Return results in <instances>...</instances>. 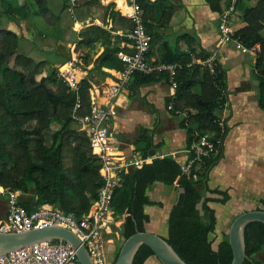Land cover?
<instances>
[{
    "label": "trees",
    "instance_id": "trees-1",
    "mask_svg": "<svg viewBox=\"0 0 264 264\" xmlns=\"http://www.w3.org/2000/svg\"><path fill=\"white\" fill-rule=\"evenodd\" d=\"M31 1L36 15L52 18L48 26L58 22V14L51 13L54 7L46 0ZM74 1L77 4L70 18L76 22H82L88 8L98 3V0ZM203 1L210 11H221V0ZM250 1L254 3L247 5ZM65 4L66 0H60L59 12L65 10ZM136 5L141 12V23L150 35L146 57L159 43L162 51L158 53L157 62L173 66V70L172 74L163 69L149 74L134 73L129 80L136 87L173 83V96L165 98L164 105L170 106V113L175 116L173 111L179 112L178 126L185 133V150L205 134L210 135L214 150L199 160H194L188 151L187 160L192 163L189 172L184 174L171 156L153 157L159 146L151 144L148 130H140L139 157L150 160H145L140 168L120 174L119 187L112 193L111 210L115 218L123 215L119 231L124 240L135 232H143V225L148 222L143 207L155 203L148 201L146 187L154 182L173 185L175 199L167 214L163 240L185 264H229L231 252L227 236L215 250L207 240L215 225L214 211L208 203L223 205L228 200L225 191L210 189L207 185L209 171L221 159L227 132L224 119H220V112L227 105L225 69L216 58L207 66L211 55L200 48L192 34L181 33L172 41H162L161 31L167 28L175 6L165 0H137ZM25 6L22 1L20 7L12 8L0 0V16L14 22L24 17ZM233 8L232 17L236 16L243 23L233 32V38L246 49L258 47L252 68L256 105L264 113V36L261 34L264 0H235ZM102 9V26L110 21V28L90 25L76 29L74 41L76 49L101 43L103 50L93 61L92 68L104 76L101 68L115 72L123 68L116 58L122 38L110 32H116V27L129 30L132 22L113 11L111 2ZM18 42L19 36L2 27L0 18V188L26 196L24 200L19 197V205L26 210L50 205L79 217L88 210L102 184L99 163L90 154L84 132L74 119L89 113V79L76 78V90H71L48 61L35 62L18 53ZM76 102L79 106L74 109ZM220 120L221 125H218ZM261 205L264 210V202ZM243 242L246 258L242 264H261L252 257L264 248V224H247L243 229ZM149 256H152L150 249L141 246L131 264H142Z\"/></svg>",
    "mask_w": 264,
    "mask_h": 264
},
{
    "label": "crops",
    "instance_id": "crops-1",
    "mask_svg": "<svg viewBox=\"0 0 264 264\" xmlns=\"http://www.w3.org/2000/svg\"><path fill=\"white\" fill-rule=\"evenodd\" d=\"M46 1L51 7L56 6L57 0ZM165 1L175 6V9L171 15L167 28L161 31L162 41H172L171 39L177 34L189 33L197 39L201 49L210 53L211 57L209 59L216 58L223 68L224 64L234 66L235 64L238 65V63H242L244 55H249L252 58L250 63L253 66L254 54L258 49L257 46L254 48L255 52L244 53L235 50L232 44L220 43L216 31V24L218 15L221 11H210L203 0ZM108 2L113 4V11L118 13L121 18L128 20L126 14L118 7L117 0H98L97 4L91 5L88 8L86 17L82 22L71 20L70 15L64 10L61 13H66L67 18H62L58 15V22H56L54 26L44 25L39 16L32 10L30 18L28 17V22L31 24L29 29L30 33L25 36L26 38L22 39L19 37L20 42H18V49L21 47L20 54L27 56L33 61H43L45 58V51H47L51 56V60L48 59L51 66L56 68L59 74L71 75L74 79L88 78L90 84L88 95L98 104H106L111 98L110 90L116 84V72L101 68L100 72L106 74L102 76L99 74V71L93 70V61L103 50L101 43L94 42L89 47L82 46L76 49L73 33L76 29L90 25H96L108 30L110 28V21H108L107 25L104 27L101 23L103 17L102 7ZM253 3L254 1H250L247 5H252ZM120 6L129 8L126 4V0H120ZM224 6L225 1L221 0V10ZM25 17L26 15L22 18ZM230 23L234 31L243 26V23H240L238 19H236V16L232 17ZM116 30V32H110V34L122 38L118 44V52L129 53L130 50L126 47L128 42L122 37L128 29H118L116 27ZM261 34L264 36V27L261 30ZM147 59L154 66H166L157 62L159 56L158 53H154V51L147 56ZM234 71H236V69H234ZM235 74L236 84L230 86L228 83V71L225 69L227 105L220 112V118L224 119L227 132L222 142L221 159L209 171L207 185L210 189H213L208 184L209 177L212 176L214 168H216L218 164L220 165L223 163L225 168L222 169V171L224 172L226 170L225 174L231 172L232 176L234 175L238 178V186L237 188L231 189V186L228 185L229 183H226L225 187L214 188L225 191L228 200L235 191H238L241 200H246L249 191L251 193L259 191L263 193L264 196V113L257 108L256 93L254 94L251 92V96L248 95L250 90H252L248 85V79L239 71L237 73L235 72ZM252 74L254 77L253 68ZM171 92L170 86L163 82L136 87L131 79L119 89L116 96V116L112 121L109 143L111 147L110 153L112 154V151H114V156H116L121 163L140 158L139 149L142 147V143L138 141L140 130H148L151 144L153 146H159L153 157L169 155L179 166L186 161L185 133L178 126L181 118L167 111L164 105L165 98L168 96L170 97ZM230 92L235 94L233 95L234 97L230 96ZM232 98L233 100L231 101ZM252 102H255L256 109L253 107ZM250 105L251 109L249 110ZM232 136H236L237 138V152L231 151V156H229L227 154V148H229L228 144ZM233 144L235 145V142H233ZM235 156L238 157L234 158ZM146 159L150 160V158ZM145 195L148 201L155 203V205L143 207V212L147 215L148 222H150V228L146 230L143 226V229L148 233L165 238L167 214L175 199L174 186H167L154 182L146 187ZM0 201L3 202L5 206L2 196H0ZM261 202H264V198L259 200L260 204ZM216 204L217 203H208L209 208L214 211L215 218V225L212 233L217 232L219 236H221L222 234H227V232H225L226 229L222 226V222L218 220L216 207L219 206V204ZM252 210L262 209L253 207ZM3 217L0 218V223ZM160 217L164 220L163 224L161 221L157 222V219ZM220 241L219 239V241L215 243V247H211V249L215 250ZM114 250L115 248L111 240L108 245H105L104 250L106 260L109 264L113 262L115 255ZM142 264L159 263L154 256H149Z\"/></svg>",
    "mask_w": 264,
    "mask_h": 264
},
{
    "label": "built area",
    "instance_id": "built-area-1",
    "mask_svg": "<svg viewBox=\"0 0 264 264\" xmlns=\"http://www.w3.org/2000/svg\"><path fill=\"white\" fill-rule=\"evenodd\" d=\"M136 1L126 0V4L131 9L126 17L132 22V27L122 37L128 42L126 47L130 52H118L116 54V58L122 63L123 68L115 73L116 84L110 90L111 98L106 104H98L89 96V113L82 118H74L79 125V130L84 132L90 154L99 163L98 174L102 184L96 191L95 199L85 213L75 217L50 205H41L32 210H26L19 205V191H8L0 188V196L4 198L5 202V214L0 223L1 231L23 232L40 227L57 226L68 230L77 238L85 248L92 264H109L104 250L105 245L111 242V238H108V236L115 225V216L110 206L113 190L119 187L121 173H126L131 168H140L141 164L147 160L137 158L121 163L116 156L110 153L109 134L112 121L116 116V96L119 89L128 82L130 76L134 73L149 74L154 70L163 69L172 74L173 70V66H154L148 61L146 55L150 35L141 23V12L136 5ZM223 1H225V6L219 13L216 24L220 43L232 44L235 50L244 53L255 52V46L246 49L233 38L234 30L230 22L235 0ZM65 5L66 12L71 15L76 5L75 1L66 0ZM210 61V59L206 61L208 67ZM59 75L71 90H76L73 76L62 73ZM169 86L172 90L170 96H173L174 84L171 83ZM78 106V102H76L74 109ZM166 110L170 112V106H167ZM173 113L179 115L178 111H173ZM221 120L218 125H221ZM213 150L210 135L205 134L199 136L188 151L192 153L194 160H199L201 157L213 152ZM191 163L192 161L186 159L184 163L180 164L182 173L187 174L189 172ZM0 264L78 263L75 253L69 245L58 240H50L8 252L0 257Z\"/></svg>",
    "mask_w": 264,
    "mask_h": 264
},
{
    "label": "water",
    "instance_id": "water-1",
    "mask_svg": "<svg viewBox=\"0 0 264 264\" xmlns=\"http://www.w3.org/2000/svg\"><path fill=\"white\" fill-rule=\"evenodd\" d=\"M249 223L264 224V210L245 211L231 221L226 234L231 252L229 264H242L246 258L243 229ZM50 240H58L69 245L75 253L78 264H92L77 238L68 230L57 226L40 227L23 232L0 230V257L8 252ZM141 246L150 249L159 264H185L163 238L146 231L135 232L122 240L112 264H131Z\"/></svg>",
    "mask_w": 264,
    "mask_h": 264
},
{
    "label": "rangeland",
    "instance_id": "rangeland-1",
    "mask_svg": "<svg viewBox=\"0 0 264 264\" xmlns=\"http://www.w3.org/2000/svg\"><path fill=\"white\" fill-rule=\"evenodd\" d=\"M4 2H6L7 4H9L12 8H18L21 6L22 1H24L26 3V6L24 7V15H26L25 18H19V19H15L14 22L9 21L3 19V17L0 16L1 18V24L2 27H6L9 30L13 31L15 34L19 35L20 38H26L25 36L27 34L30 33L29 29H30V22H28V17L30 18L31 16V11L34 10L36 13V7L35 5H33L31 0H3ZM77 4V3H76ZM60 6V0H57L56 6L53 9V12H51L53 15H60L62 18H67V14L65 13H61L59 12V7ZM2 11V9L0 8V12ZM38 16V15H37ZM41 22H43L44 25L48 26V23L52 22V18L48 17V15H46V17H44V19L42 17H40ZM232 21V20H231ZM73 40H75V34L73 33ZM20 42V40H19ZM45 51V50H44ZM154 53H160L162 51L160 44L156 43L154 45ZM18 53H21V47H19L18 49ZM51 60V56L49 54V52L45 51V58L44 60L48 61L50 63L49 60ZM251 60L252 58L249 55H244L243 59H242V63H238V65H234V66H228V65H223L224 68L228 71V83L230 86L235 85V77L238 71L241 72L242 74H244L245 78L248 79V85L252 88V90H250V92L248 93L249 96H251V92H253L254 94L256 93L255 90V79L253 77L252 74V65H251ZM51 65V63H50ZM63 69V68H62ZM234 69H236V71H234ZM232 91V90H231ZM232 92H230V96L234 97ZM233 100V98L231 99V101ZM251 104V103H250ZM253 107L256 109L255 107V102H252ZM251 109V105L249 106V110ZM221 117V114H220ZM53 129V127H52ZM233 142H235V145L233 144ZM229 148H227V154L229 156H231V151H236L237 152V138L236 136H232L230 138L229 141ZM259 155V154H257ZM238 156H235L234 158H237ZM225 168V165L222 164H218V166H216V168H214L213 170V174L211 177H209V182L208 184L214 188V187H225L226 183H229L228 185L231 186V189L233 188H237L238 186V178H236L234 175L232 176L231 172H226V170L223 172L222 169ZM217 170V171H215ZM248 197L246 200H241V198L238 195V191H235L232 193L231 198L229 197V200L226 201L223 205H220L216 207V212H217V216H218V220H220L222 222V226L224 227L225 232H227L228 227L231 223V221L238 216L239 214L245 212V211H251L254 208L256 209H262V205L259 203V200L261 198H264L263 193H260L259 191L251 193L249 191L248 193ZM20 198L22 200L26 199L27 197L22 195L20 196ZM218 205V204H216ZM5 213V206L4 203L0 201V218H2L4 216ZM123 221L122 216L115 218L114 223L115 225L112 227L111 229V233L108 236V238H111L112 240V244L115 248L114 253H116V251L118 250L121 242H122V237L120 235V225ZM153 221V220H152ZM161 221L162 224L164 223V220L160 217L157 219V222ZM144 226V229L148 230L150 228V222L146 223ZM226 235V234H225ZM225 235H221L219 236V234L217 232L212 233L211 235H208L207 240L210 242L211 247L214 248L215 247V243L217 241L223 240ZM107 238V237H105ZM104 238V240H105ZM253 260L258 261L261 264H264V248L258 252L257 254H255L252 257Z\"/></svg>",
    "mask_w": 264,
    "mask_h": 264
},
{
    "label": "bare ground",
    "instance_id": "bare-ground-1",
    "mask_svg": "<svg viewBox=\"0 0 264 264\" xmlns=\"http://www.w3.org/2000/svg\"><path fill=\"white\" fill-rule=\"evenodd\" d=\"M117 4L119 5L118 7L121 8V11L124 13V14H127L129 12H131V9L130 8H126V7H121L120 6V0H117ZM64 69V68H63ZM112 155H114V151H112Z\"/></svg>",
    "mask_w": 264,
    "mask_h": 264
}]
</instances>
